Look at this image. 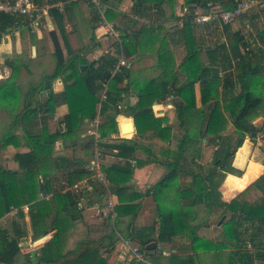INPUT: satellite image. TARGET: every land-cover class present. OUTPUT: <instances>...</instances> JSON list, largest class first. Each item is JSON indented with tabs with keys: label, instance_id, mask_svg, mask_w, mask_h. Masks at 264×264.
<instances>
[{
	"label": "trees",
	"instance_id": "trees-1",
	"mask_svg": "<svg viewBox=\"0 0 264 264\" xmlns=\"http://www.w3.org/2000/svg\"><path fill=\"white\" fill-rule=\"evenodd\" d=\"M3 1L5 0H0ZM99 1L107 7L104 17L109 21L110 16L114 15L113 9H117L123 0ZM34 2L43 5L46 0ZM54 2H64L62 9L52 7L49 10L54 23V29L49 32L55 59L54 68L52 72L42 76L38 85L29 84L27 90L19 92L14 118L0 133V142L3 141L1 147H6L12 142L14 145L19 144L14 133L15 128L21 122L23 126L31 123L37 114H40L43 125L39 133L31 135L26 127L24 128L27 138L22 137L23 145L28 150L18 151L11 156L16 164L13 169L8 166L0 168V220L12 209L23 216L22 207L27 206L31 237L40 238L50 233L52 235L38 252L29 256L21 254L19 247L25 233L15 227V224L11 231L0 224V264H108V254L103 257L101 252L111 253L119 240V235L125 239L133 238L139 243L140 250L149 254L146 263L132 260L130 264H196L193 255L199 251L213 252L228 248L231 250L227 254L229 258L227 264H232L233 258L236 257L238 264H253L254 257L264 259L262 251H258L260 245L264 243V173L241 191L259 171L252 166L243 174L242 170L232 166L235 151L242 146L245 138L249 136L254 140L253 134L260 131L252 119L258 116L264 118V27L259 28L256 24L259 12L264 10L253 8L237 19L240 21L248 14L254 13L250 18L256 30L252 42L249 40L251 34H242L241 28L231 31L230 25L225 23L221 27L226 42L215 44L207 51V65L195 67L192 62L196 59V51H189L186 60L180 65V68H187L188 71V79L184 84L178 86L173 75L170 79L156 78L139 86L131 77L129 65L112 74L118 57L107 55L87 61L83 56L84 52L95 45V28L102 22L99 11L90 0ZM131 2L132 13L139 16L152 8L164 14L165 4L170 1L131 0ZM183 2L188 22L182 24V32L190 33L194 25L189 19L195 14L197 6L205 10L207 3H214L223 9H229L233 0H183ZM75 8L81 13L89 34L86 45L78 49L71 47L66 30V23L71 21L70 16ZM16 22H18L16 18L0 12V39L2 33ZM129 23L133 24L134 21L130 20ZM244 25L245 23H242V26ZM143 30L153 31L154 26L143 25L138 34L129 35L125 31L120 46L116 49V55H120L121 51L125 58L135 54L138 46L137 36L142 35ZM25 64H27L25 58L19 63H7L10 68L9 79L5 83L0 82L4 101L13 96L9 87L11 85L14 89L17 88L12 79L16 78L21 65ZM80 66L85 68L81 71ZM219 73H223V76L220 77ZM58 78L65 83L63 90L54 93L49 89L45 94V101H40L36 94L44 90L47 83H52ZM105 80L107 88L105 98L101 100L100 84ZM219 81L223 92L221 96L223 109H220V103L217 101L210 103ZM195 83L200 84L201 104H206L207 114L203 108L195 107L193 95ZM131 88L136 94L134 103L125 101ZM232 90L237 92L227 97L226 92L230 93L228 91ZM167 97H180L183 100L175 105V117L178 125L186 132L194 128V132L198 133L205 122L203 133L212 135L207 140L210 145L215 144L216 138L220 137V132L225 129L228 121L237 130L239 138L236 147L228 151L229 147L224 139L226 146L221 147V158L208 173L194 174L181 168L179 161L184 146L190 139L183 138L177 145L172 146L171 129L164 126L162 119L155 117L152 112L153 103L164 101ZM60 104L67 106L68 115L62 122L63 127L49 134L45 125L46 118L53 115L55 106ZM97 117L102 118L95 129L97 135L86 133L84 138L78 139L82 126L93 122ZM123 118L131 119L135 130L131 135L121 137L118 134V126ZM57 140H61L65 146L77 145L79 140L84 145L81 150L85 159L78 158L77 165L67 172L68 189L64 193H57L54 190L49 170V166L55 165L52 150ZM100 150L115 153L122 160L107 168L101 167L107 181L106 186L95 176L92 165L96 153ZM66 161L61 162L63 168ZM153 164L164 168L165 173L152 188L142 186L141 193H135V196L136 198L152 196L157 207L158 229L156 223L131 231L127 226V233H124L126 228L124 221L129 217L130 224L132 217L125 214V191L131 189L126 183L131 179L134 169ZM180 172L192 173L194 185L191 190L180 187L177 181ZM227 174L243 176L237 179ZM39 175L41 178H38ZM86 178H92L90 185L98 199L107 192L116 196L117 205L114 208L116 216L112 220L110 213L107 214L105 220L107 230L103 234L85 233L77 240L67 229L71 227L70 221L76 228L77 221L82 220L83 208L80 204L88 189L84 187L75 193L73 185ZM217 191L220 197L233 198L228 204L223 205L216 199ZM170 199L177 204H163ZM214 207L222 209L221 216L228 212L231 214L229 219L221 223L222 232L216 242L198 236L199 229L205 226ZM242 222L252 227L248 241L252 242L251 245L257 246L255 255L239 251L241 232L237 227L242 226ZM175 236L188 239L189 244L184 248L191 250L192 254L152 255V251L144 249L145 245L152 242L170 243ZM73 241L74 247L68 245ZM83 244L84 248L77 249Z\"/></svg>",
	"mask_w": 264,
	"mask_h": 264
},
{
	"label": "crops",
	"instance_id": "crops-1",
	"mask_svg": "<svg viewBox=\"0 0 264 264\" xmlns=\"http://www.w3.org/2000/svg\"><path fill=\"white\" fill-rule=\"evenodd\" d=\"M169 1L170 2L165 4L164 14H161V12H157L155 8H152L150 11L147 10L142 15L135 16L131 11V0H123L117 9H113L112 12L114 13V15H111L110 20L108 21L109 24L113 26V31L104 32V27L102 26V24L97 25L94 32L96 38L95 45L91 49H89V52L87 54H85V58L89 59V57H92L93 60H97L100 57L112 55L118 57L117 59H119L120 55H116V50L114 51V47L118 48V46H120L116 45V41H118V44L121 43V37L124 35V32L126 31V33H128L129 35H132L134 33L138 34V30L143 25H145L146 27H150L153 25V31L149 30L146 32L145 30H143L144 33L139 37L137 36L138 46L136 53L131 55L129 58H125L128 62V65L131 66L132 79L134 78L137 81V84L141 86L145 82L152 79H160L162 77L170 79L171 77H173V75H175L174 78L177 80V85L179 86L184 84V82L188 79V71L187 68H180V65H182L186 60L187 53L193 50L194 52L196 51V59H194L192 63H194L195 67L205 66L208 64L207 51L211 49L215 44H225L226 41L222 32V24L219 23L194 25L190 29V33L182 32V25L180 24V20L185 17V8L183 5L184 2L183 0ZM215 5L218 6V4ZM195 11L197 12L199 10L196 9ZM78 13V9L75 8L73 14H71L70 16L71 21L72 19H74V17L79 18ZM253 15L254 13H250L247 15V17H245V19H242L240 21L236 20L232 23H228L230 25L231 31H236L237 29L241 28L242 34L252 35L249 38L250 42H252L253 38L256 35V30L252 24L253 21L250 20ZM130 20H133L134 23H129ZM241 22L245 23V25L242 26ZM43 23L47 24L48 26L51 25V29L43 27L41 25L39 29L35 30L34 32H30L26 26H24L23 24H19L18 22L14 23L11 28H7V30L2 33V37L0 39V66L4 67V65L2 64L14 62V55L12 56V54L15 53L12 52V50L17 51V49H22L23 51H27L29 54L33 53L31 58H34V47L31 43V37L32 35H36V33H38L37 39H41L39 36L40 33L46 32L49 34V32L54 29V23L52 21L50 13L44 17ZM256 24L259 28L264 27V11L259 12V18L256 20ZM219 31L222 33L223 37L220 39V42H217L218 40H216L214 35L219 34ZM69 42L71 47H74L72 41L69 40ZM98 50L100 52L97 55H94L95 52ZM26 59L28 61L30 60L28 57ZM136 64H141L143 66L141 68H138L137 71H135ZM222 74L223 73H219V76L222 77ZM9 76L10 68L7 65V67H5L4 70L0 72V82L5 83L9 79ZM15 81L16 80L12 79L13 84L16 87H19L18 83H16ZM47 87H49V89L53 87L54 93H60L63 90L64 84L62 83L61 79H56L54 82H52V84L47 83L46 88ZM1 89L2 88H0V102L3 103V91H1ZM9 89L11 90L14 88L10 85ZM47 91L45 92V94L47 93ZM222 93V87L215 89L213 91L214 96H211L210 101L222 96ZM193 95L195 107H203L201 104V90L199 83L194 84ZM168 98L171 100L165 99L164 101H155L153 103L152 109L154 111V116L160 117L163 121V125L171 129V137L173 140V135H175L177 132L174 126L176 123H174L173 120V118L175 117V105L178 102H182L183 100L180 97ZM125 101H127L128 103H134L136 101V94L133 92L132 88L130 89L129 95L125 97ZM1 103L0 115L8 114L11 108H5ZM67 115L68 109L65 104L55 106L53 115H50L46 118L45 125L49 134H52L59 128L63 127L62 122L67 117ZM128 120L131 119L123 118V120L119 124L124 123ZM256 120L259 122H264V119L262 117H259ZM253 123L255 124L256 122ZM7 125L8 122L3 123L0 121V133L7 128ZM92 126V122L86 123V125L82 126V131L78 139L84 138L86 136V130L89 127L92 128ZM118 134L120 136V132ZM2 142L3 141H1L0 144H2ZM78 142L79 143L77 145L67 144V146H65L61 140H57L53 145L52 159L54 160L55 165L49 166V170H51L50 173L53 182V188L57 193H64L68 189V187H66L67 172L72 170L73 167L77 165L76 161L78 158H84L83 151L81 150L84 148V145L81 143L80 140ZM21 145H14L13 142L6 145V147H1L0 145V161H4L3 165L5 164V162H8V159L14 153L20 151L19 148H21ZM254 149L255 146L252 145V149L247 162L250 161V157L252 156V152ZM217 150L218 148L215 149V151ZM8 152H10V154ZM100 152L101 157H98L99 154L96 153L94 158V162H101V164H99L97 167L98 169L100 167L99 171L101 170L102 166H104V168H107L112 164H116L122 161L119 157L115 155V153L102 150H100ZM183 159L185 158H180V160ZM62 160H67L64 164V168L63 166H61ZM59 162L60 164H57ZM253 163L259 166V174L254 176V178H252L251 181H249L248 184L241 191H243L250 183L255 181L260 175L264 173L263 162ZM246 166L247 165H245V168ZM158 167V164H153L140 169L136 168L133 171L131 179L128 183H126V185L130 186L131 189H127L125 191V214H128V216L132 217L130 218V224L129 217L125 219L124 226L126 228H124V233H127V226L128 228H130L129 231H131L133 229L139 230L143 227H148L153 223H156V229H158L157 225H159V218L157 212L155 213L157 207L153 201L152 196H146L143 198H136L135 196V193H141L140 188L142 186H145V188H152L154 186L153 182L156 180L157 177L161 175V172H159L161 170L158 169ZM245 168L242 170L243 174L245 173ZM156 170L159 171L156 172ZM100 174H102L103 176L102 170ZM243 174L240 177H237L233 174H227V176H233L237 179H240ZM38 178H41V175H39ZM91 180L92 178H86L78 181L76 184L73 185V190L75 193H77L79 190H82L84 187L88 189V191H86L84 195L85 197H82V204H80L83 208L81 211L82 220L77 221L78 223L76 225V228L75 224L70 221L71 227L67 229L69 230L68 232L72 233V236L77 240L84 236L85 233H88L90 235H99L101 233L103 234L107 230L105 226V220L107 217V212L109 210L110 218L112 220H114L116 216V213L114 211V208L117 205L116 196L110 192H107L102 198L98 199L90 185ZM109 204H112V209L108 208ZM216 209L219 210L218 207H214L213 213H211L210 216L216 213ZM22 214L23 216H20L15 209H12L8 214L1 218L0 224L2 225L3 222L6 221V219L8 218V221L11 225L10 228H8L10 231L14 224L15 227L20 228L23 233H25V237L19 243L21 254H29V256H32V254L38 252L39 248H41L44 244L47 243L52 233L44 237L32 238L30 221L27 211L23 210ZM208 226L209 225L206 223L203 227L204 230L210 231L211 228ZM96 231H98V233H96ZM198 236L206 240L212 241L211 238H207L203 235L198 234ZM124 240L129 241L130 244L134 246L140 247L139 243L133 238L125 239L123 236L119 235V240L115 244V248L111 253L101 252L102 256L104 257L108 254V264H123V252H125V246L123 244ZM155 244V251L152 250V255L158 254V251H160L159 254L165 256L170 253L180 254L181 256L192 254L191 250H189L188 248H184L187 247L189 244L188 239L184 240V237L181 236L173 237L170 243ZM224 251L225 250L206 252L202 250L193 256L195 257L196 264H225L224 260H222L224 259ZM124 264H127V262H124Z\"/></svg>",
	"mask_w": 264,
	"mask_h": 264
},
{
	"label": "rangeland",
	"instance_id": "rangeland-1",
	"mask_svg": "<svg viewBox=\"0 0 264 264\" xmlns=\"http://www.w3.org/2000/svg\"><path fill=\"white\" fill-rule=\"evenodd\" d=\"M260 12H263V11H260ZM78 14H79V18L74 17V19H72L71 22L66 23V27L68 30L67 31L68 32V38L70 41H72V44L74 46L72 48H75V49H78V48L86 45V43L88 42V38H89L88 28L85 24V21L82 18L81 13L79 12ZM234 21H236V20H233L230 23H232ZM120 22H121V20H120ZM37 36H38V33H36V35H34V37L33 36L31 37V43H32V46L34 47V58H31L33 53L29 54L27 51H23L22 49H17V51L12 50V52L15 53V54H12V56L14 55V57H13L14 62H21L22 60H24V58H25V60H27L26 59L27 57L30 60L29 61L27 60V64L21 65L20 70H19L16 78L14 79V80H16L15 82L18 83L19 87H17L16 89H11L12 95H13L11 98H9V100H11V101L2 100L3 103L0 102L5 108H7V107L11 108L8 112L9 115L8 114L0 115V119H2L0 121L3 123L8 122V124H9L13 120L14 109L16 108L15 103L18 101L19 92L20 91H21V93H22V91L24 92L26 90V88H28L29 84H33V85L37 84L38 85L41 82L42 76L44 74H48V73L52 72V70L54 68L55 59L53 57V46L51 44L49 34L46 32L40 33L39 36L41 39H37ZM214 37L216 38V40H218L217 42H220L221 41L220 39L223 36H222V33L219 31V34L214 35ZM116 45L117 46L119 45L118 41H116ZM116 48L117 47H114V51L116 50ZM88 52H89V50L84 52L83 56L85 57V54H87ZM99 52H100L99 50L96 51L94 55H97ZM85 59L87 61L93 60L92 57H89V59H87V58H85ZM6 64L7 63L2 64V65H4V67L0 66V72L3 71L5 67H7ZM140 65L141 64H136L135 71H137L138 68H141L143 66V65H141V66ZM232 78H234V74L232 75ZM58 79H61V78H58ZM61 81L63 84H65L62 79H61ZM50 84H52V83H50ZM45 86H47V84ZM100 86H101V90L99 92V96H100L101 91H102V84H100ZM216 86H217L216 89L221 88V81H219L218 85H216ZM45 89H44V91L41 90L40 92H38L36 94L37 97L42 102L45 101V98H46L45 92L47 90H45ZM51 89L53 90V87H51ZM228 92H230V93L226 92L227 97H230V96H232V94L234 95V93H236L237 90H232V91H228ZM167 100H171V99H169L167 97ZM215 101L220 103V109H223V107H222L223 98L220 96V97L210 101V103L212 104ZM11 104H14L15 106L12 107ZM202 106L203 107H201V108H203L205 114H207L208 108H207L206 104L202 105ZM152 112H154L153 109H152ZM259 117H261V116L253 118L252 122H256L255 125L260 129V131L257 134H253L254 140H252L251 137L247 136L245 138V140L243 141V144L245 142H251V144L255 146V149L252 152V156L250 157V161L248 162V164L245 168V172H246L247 168H252V166H253V168H255V170L258 169L259 166L254 164L253 162L262 163L264 161V122L257 121L256 119H258ZM97 120H99L101 122L102 118L97 117ZM173 120H174V123H176L174 126H175L177 132L175 135H173L174 139L172 140V146L177 145L179 143V141L182 140L183 138L187 137L188 139H190L187 141L186 145L184 146L183 152H182V157L185 159L179 161L181 168L185 169L186 171L187 170L191 171L194 174H196V173H202V174L208 173L210 171V169L213 167V165L215 163L219 162V160H220L219 158H221L220 150H221L222 146H226V144H228V147H229L228 151H230L236 147V142L239 138V135L237 133V130L235 129V127L232 125V123L230 121H228L226 123L225 129L220 132V137L216 138L215 144L210 145V144H208L207 140H208V138H211L212 135H207V134L203 133L205 130V126H206L205 122H203V124L201 125L200 131L198 133L196 132L197 133V136H196V133L194 132V130H195L194 128H191L186 132V130L182 129L178 125L179 122L176 119V117H174ZM42 124L43 123L40 120V114H37V116L33 119V121L31 123H27L26 125L23 126V122H21V124H19V126H17V128H15L14 133L18 137L17 141L19 142L20 145L22 143V145L20 146L21 148H19L20 151H25L28 149L26 146L23 145L24 140L22 139V137H26V133L24 131V128L26 127V130L29 131L31 135H34V134L39 133ZM84 125H86V124H84ZM92 129L93 128L89 127L85 133H90ZM96 137H98V136H96ZM121 137H123V136H121ZM224 139H226V141H227L226 144H225ZM216 148H218L217 151H215ZM238 149L235 151V153L238 151ZM8 153L10 154V152H8ZM99 153H101V152L98 151L97 154H99ZM4 154H7V153H4ZM99 156L100 155H98V157ZM234 158H235V154H234ZM234 158H233V160H234ZM251 161H253V162H251ZM3 163H4V161H0V167H4V166L7 167L8 166V167L13 169L16 166L15 162L12 160L11 157L8 159V162H5L4 165H3ZM99 164H101V162L100 163L94 162V164H93L95 176L98 178V180H100L102 183H104V185H106L107 181H106L104 172H102L103 176H102V174H101V176L104 177L105 180L102 178L100 179L98 177V176H100V173H101V170L99 171L100 167H99V169L97 168ZM102 167H104V166H102ZM153 168H152V170H153ZM158 169H160L161 171L156 170V172H158V171L161 172V175L163 173H165V171H166L164 168L158 167ZM191 174L188 172L187 173L186 172H180L179 173L177 181H178L181 188L190 189V190L192 189V187L194 185V179H193V176ZM161 175L159 177H157L156 180L153 182L154 185L158 182ZM231 177H233V176H231ZM219 198H220V196H219V193L217 191L216 199H219ZM230 198H233V197H230ZM163 204H177V203H176V201L170 199L169 201H165ZM108 208L110 209V207H108ZM213 210H214V208H213ZM109 211L107 212V214L109 213ZM156 212H157V210H155V213ZM215 212L216 213L214 215H212L213 217L209 216L207 219L208 220L207 224L209 225L208 227L211 228L210 231L204 230L203 227H201L198 231L199 235H203L207 238H211L213 242H216L220 237V233L222 232V228L220 227L221 223L231 217V214L228 212L226 215H224L225 216L224 220L220 222V220L222 218V216H221L222 209H220V208H219V210L216 209ZM3 224L2 225L5 228H10V226H11L10 222L8 221V218L6 219V221L3 222ZM237 228L241 232L240 242H239L240 243L239 251L240 252L246 251V252H250V253L255 255V252L257 250V246L251 245L252 242L248 241L249 240L248 237L251 234L250 232H252V227L250 226V224H246L245 222H242V226H239ZM96 233H98V231H96ZM184 240H187V238L184 237ZM68 245H70V246L72 245L74 247L75 241L69 242ZM263 245H264V243L260 245V247L258 248L259 249L258 251H262V253L264 254V246ZM84 247H85V244L78 246L77 249L80 250ZM230 250H231V248H228L223 252L224 259H222V260H224L225 264H227V261L229 260V258L227 257V254L229 253ZM126 251H127V249L125 248V252H123L124 259L122 262H123V264H124V262H127V264H130V262L133 259L130 256V254H128ZM159 253H160V251H158V254ZM152 254H153V251H152ZM145 255L148 256L149 254L145 253ZM237 258L238 257L233 258L234 261L231 263L232 264H238ZM41 264H46V263H41ZM253 264H264V259L254 257Z\"/></svg>",
	"mask_w": 264,
	"mask_h": 264
},
{
	"label": "built area",
	"instance_id": "built-area-1",
	"mask_svg": "<svg viewBox=\"0 0 264 264\" xmlns=\"http://www.w3.org/2000/svg\"><path fill=\"white\" fill-rule=\"evenodd\" d=\"M90 2L96 7L102 17V22L100 24H102L104 27V32H112L113 26L109 24V22L104 17L107 7L99 0H90ZM63 5L64 2H54V0H46V3L43 5H37L34 0H5L0 2V12L16 18L19 24H23L29 29L30 32H34L35 30L39 29L41 25L51 29V25L48 26L47 24L43 23L44 17L49 14V10L52 7L62 9ZM253 8L264 10V0H233V3L229 9H223L214 3H207L205 10H203L200 6H197L199 11L195 12V14L189 19V22L193 25H202L207 23H230L233 20L239 19L244 13ZM186 22H188V20L185 17L180 20L181 25ZM122 54L123 53L121 51L120 57L112 74L118 72L121 67L128 65L127 60ZM101 84L102 91L100 94V99L103 100L105 98L107 81L105 80ZM99 122L100 121L97 120V118L92 122L93 129L88 134L97 135L95 129ZM93 164L94 161L92 162V165ZM98 177L105 180L101 174ZM109 207L112 209V204H109ZM22 210L27 211L28 207L24 206L22 207ZM123 243L127 249V252L135 262L146 263L145 252L141 251L139 247L130 244V242L127 240H124Z\"/></svg>",
	"mask_w": 264,
	"mask_h": 264
},
{
	"label": "water",
	"instance_id": "water-1",
	"mask_svg": "<svg viewBox=\"0 0 264 264\" xmlns=\"http://www.w3.org/2000/svg\"><path fill=\"white\" fill-rule=\"evenodd\" d=\"M16 25V24H15ZM85 68V66H80V70L82 71L83 69ZM46 90H49V87L46 88ZM119 132H120V135L121 136H125V135H129V134H132L134 132V125H133V122L131 120H128L124 123H121L119 124ZM251 149H252V144L251 142H245L239 149L238 151L235 153V158L232 162V165L235 167V168H238L240 170H243L245 168V165L247 163V160L249 158V155H250V152H251ZM238 154H240L243 158H242V161L238 160ZM263 164H264V161H263ZM220 202L223 204V205H226L228 204V202L231 200L230 198L226 197V196H221L219 198ZM225 218V216L223 215L220 222L223 221ZM219 222V223H220ZM155 242H152L150 244H147L145 245L144 249L146 251H152L155 249Z\"/></svg>",
	"mask_w": 264,
	"mask_h": 264
},
{
	"label": "bare ground",
	"instance_id": "bare-ground-1",
	"mask_svg": "<svg viewBox=\"0 0 264 264\" xmlns=\"http://www.w3.org/2000/svg\"><path fill=\"white\" fill-rule=\"evenodd\" d=\"M237 158H238V160L242 161V158H243V157H242L240 154H238V157H237ZM248 162H249V161H248ZM248 162L246 163V165L248 164Z\"/></svg>",
	"mask_w": 264,
	"mask_h": 264
}]
</instances>
